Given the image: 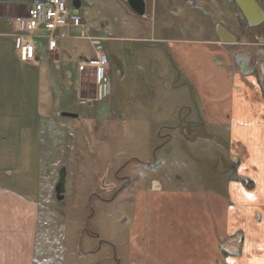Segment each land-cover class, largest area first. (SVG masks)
Instances as JSON below:
<instances>
[{
  "label": "crops",
  "instance_id": "obj_1",
  "mask_svg": "<svg viewBox=\"0 0 264 264\" xmlns=\"http://www.w3.org/2000/svg\"><path fill=\"white\" fill-rule=\"evenodd\" d=\"M144 1V16L132 11L127 15L150 22L146 36L56 31L57 70L62 54L59 42L67 33L70 39L148 43L152 58L167 66L162 74L169 72L166 76L171 80L177 76L190 82L185 87L152 85L154 93L147 101L132 104L137 113L129 127L134 123V132L150 140L147 150L168 152H154L153 160L143 164L144 170L136 171V187L128 190L125 202L128 217L117 218L118 228L126 230L125 245L116 254L122 260L113 264H264V67L259 66L258 77L252 74L251 56L243 49L259 46L264 51V0H254L259 7V22L254 25L236 0H186L217 14L203 15L206 34L200 39L153 28L156 15L164 10L162 4L167 6L171 0ZM34 3L0 0V264H72L71 235L62 226L52 230L55 222L47 213L41 215L42 203L50 202L51 193L43 190L41 180L42 113L50 107L61 108L63 102L71 107L70 95L60 99L69 89L80 101H99L98 83L90 77L95 84L93 97L83 99L81 79L70 84L62 72L56 80L46 79L37 43L43 39L47 52L46 40L39 33L34 38L37 60L17 59L19 38L12 20ZM258 26L259 41L250 43L245 36ZM85 30L84 26L81 31ZM240 56L247 59L246 72ZM118 67L122 76L120 61ZM64 112L78 117L66 109L54 115L62 118ZM154 140L159 141L156 146ZM44 207L47 210L50 205ZM93 253L82 250L75 257L82 262V257Z\"/></svg>",
  "mask_w": 264,
  "mask_h": 264
},
{
  "label": "rangeland",
  "instance_id": "obj_2",
  "mask_svg": "<svg viewBox=\"0 0 264 264\" xmlns=\"http://www.w3.org/2000/svg\"><path fill=\"white\" fill-rule=\"evenodd\" d=\"M23 1L32 4L36 0ZM72 1L74 0H66L68 4ZM78 1L80 6L77 14L81 17L86 30L79 29L70 32L71 34L128 37L146 36L149 31L150 22L127 15L131 11L121 4L124 0ZM162 6L164 10L158 12L152 27L165 28L169 35L182 38H203L207 25L203 15L209 11L211 17L217 15L212 10H205L206 5L204 9L186 0L184 2L171 0L167 6L163 4ZM66 37L67 33L62 35V40L59 42L62 54L61 67L58 70L52 61L54 57L45 52L44 40H37L40 61L46 64L43 65L47 73L46 79L53 76L56 80L61 72L65 73V79L70 84L81 79L79 83L85 93L81 97L91 99L93 96L90 93L95 85L90 80L92 75L86 73L80 75L77 72V64L81 59H92L93 45H99L106 53L110 73L106 81L98 83L96 87V96L99 101L96 99L89 104L86 101H80L76 92L69 89L68 92L59 94L60 99L64 97V94L72 97L71 107L64 106L63 102L61 108L60 106L50 107L42 113L41 180L45 185L43 190L48 189L51 193L50 202L42 203L41 215L45 216L47 213L55 222V225H50L52 230L57 227L60 229L59 226H62L71 235L70 244H72L74 255L72 264H113L114 260H122V255L116 256V254L125 245L126 230L124 227L118 228L117 218L128 217L125 202H127L128 190L136 187V171L144 170L143 164L149 159L153 160L154 152H157V155H166L168 152V150H147L150 140L143 137L142 133L134 132V123H131L129 127L128 122L134 120L137 113L136 110L133 111L132 104L134 101H138L139 104L147 101L154 93L152 85L172 83L177 87L181 85L185 87L190 85V82L183 78L177 79V76L171 80L170 76H166L169 72L166 75L162 74L167 70V66L152 58L151 52L147 49L150 45L148 43L111 39L95 41V39ZM245 39L251 41L250 43L259 41V26L256 30L249 31ZM243 49L251 56L249 66L252 69L264 67V51L259 49V46H244ZM118 61L124 65L122 76ZM52 91L54 93L56 90ZM65 109L76 113L78 117H55V111L62 112ZM185 112L187 110L184 108L182 113ZM158 142L154 140L153 145L156 146ZM174 151L178 150H171V152ZM181 165H183L182 162ZM63 167H66L68 173L66 193L64 199L58 202L53 194ZM183 167L186 168L187 164L184 163ZM115 174L122 179H116ZM129 177L131 183L127 184ZM114 184L116 188L122 184L126 187L123 190V186L109 202H101L96 196L91 197L93 192L99 191V194L104 195V199L109 198L110 195H107L102 187ZM111 189L114 188L107 187V190ZM48 204L50 211L44 210L46 209L44 205ZM113 245L116 250L112 248ZM87 249L95 250V253L87 255L86 258L82 257V262H77L76 254L82 250L86 252ZM105 256H107L106 260L103 259Z\"/></svg>",
  "mask_w": 264,
  "mask_h": 264
},
{
  "label": "built area",
  "instance_id": "obj_3",
  "mask_svg": "<svg viewBox=\"0 0 264 264\" xmlns=\"http://www.w3.org/2000/svg\"><path fill=\"white\" fill-rule=\"evenodd\" d=\"M12 23L15 25V33L19 38L16 56L21 62L37 60V44L34 38L38 33L46 40L47 53L51 57H56L58 53L56 31L84 28L81 17L72 12V7L66 0H38L27 8L24 15L13 18ZM52 61L58 68L59 59L54 58ZM108 71V59L98 45L95 47L92 59L81 60L77 64V72L80 75L85 73L92 75L96 83L105 82Z\"/></svg>",
  "mask_w": 264,
  "mask_h": 264
},
{
  "label": "water",
  "instance_id": "obj_4",
  "mask_svg": "<svg viewBox=\"0 0 264 264\" xmlns=\"http://www.w3.org/2000/svg\"><path fill=\"white\" fill-rule=\"evenodd\" d=\"M124 2L134 14H136L137 16H141V17L144 16L145 14V1L144 0H124ZM236 2L241 8V10L243 11V13L246 15V17L248 18V21L251 25H254L259 22V7L254 0H236ZM72 6L74 9L73 13H76L80 6V2L78 0H74L72 1ZM246 60L247 59L245 57L240 56L241 66L244 72H246L247 70L245 66ZM61 116L62 117H72V118L76 117L75 114L66 113V112L62 113ZM66 176H67L66 169L65 167H63L60 170L59 179L54 188L56 201H61L63 199V194L65 193Z\"/></svg>",
  "mask_w": 264,
  "mask_h": 264
},
{
  "label": "flooded vegetation",
  "instance_id": "obj_5",
  "mask_svg": "<svg viewBox=\"0 0 264 264\" xmlns=\"http://www.w3.org/2000/svg\"><path fill=\"white\" fill-rule=\"evenodd\" d=\"M117 173V172H116ZM115 178L116 179H122V177H119L118 175H116L115 174ZM115 186V184L114 185H106V187L105 186H103L102 188H104V189H102V190H104V191H106L107 193H110V197L109 198H107V199H104L103 198V196H101V195H99V194H97L96 196L100 199V200H102V201H110V199L114 196V195H116L122 188H123V186H124V184H122V185H120L118 188H116V187H114ZM107 187H112V188H114V189H111V190H107ZM116 188V189H115Z\"/></svg>",
  "mask_w": 264,
  "mask_h": 264
},
{
  "label": "trees",
  "instance_id": "obj_6",
  "mask_svg": "<svg viewBox=\"0 0 264 264\" xmlns=\"http://www.w3.org/2000/svg\"><path fill=\"white\" fill-rule=\"evenodd\" d=\"M241 29H243V28H241ZM252 74H254L256 77H258L259 76V69H256V68H255V70L253 69ZM232 175H233V178H236L235 172H233Z\"/></svg>",
  "mask_w": 264,
  "mask_h": 264
}]
</instances>
